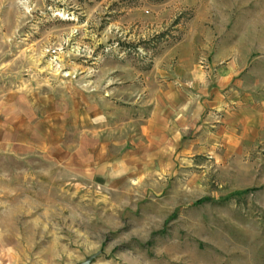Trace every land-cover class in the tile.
Segmentation results:
<instances>
[{
	"label": "rangeland",
	"instance_id": "374dc122",
	"mask_svg": "<svg viewBox=\"0 0 264 264\" xmlns=\"http://www.w3.org/2000/svg\"><path fill=\"white\" fill-rule=\"evenodd\" d=\"M262 103L264 0H0V264H264Z\"/></svg>",
	"mask_w": 264,
	"mask_h": 264
},
{
	"label": "crops",
	"instance_id": "0c3cea01",
	"mask_svg": "<svg viewBox=\"0 0 264 264\" xmlns=\"http://www.w3.org/2000/svg\"><path fill=\"white\" fill-rule=\"evenodd\" d=\"M248 107V106H247ZM247 107H245V108H243L242 109V111L240 112L241 113V115H243L242 116V121H244V122H246V123H249V121L251 120V119H249L250 117H248L249 116V112L251 111L249 108H247ZM259 108H261L262 110L264 109V103H262V104H260L259 105ZM236 120L234 119V120H232L231 122H235ZM237 122V121H236Z\"/></svg>",
	"mask_w": 264,
	"mask_h": 264
},
{
	"label": "water",
	"instance_id": "95a60500",
	"mask_svg": "<svg viewBox=\"0 0 264 264\" xmlns=\"http://www.w3.org/2000/svg\"><path fill=\"white\" fill-rule=\"evenodd\" d=\"M97 255H98V253H94L90 256L85 257V260L77 262L75 264H92V262L94 261V259L96 258Z\"/></svg>",
	"mask_w": 264,
	"mask_h": 264
}]
</instances>
